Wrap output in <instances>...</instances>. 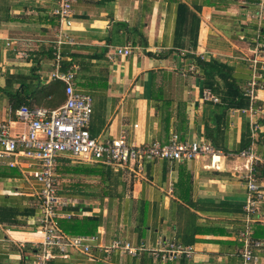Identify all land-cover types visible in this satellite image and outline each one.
<instances>
[{
	"label": "crops",
	"instance_id": "crops-1",
	"mask_svg": "<svg viewBox=\"0 0 264 264\" xmlns=\"http://www.w3.org/2000/svg\"><path fill=\"white\" fill-rule=\"evenodd\" d=\"M54 1L0 0V123L11 136L26 129L11 96L47 108L43 96L58 81L51 76L58 31L51 15ZM67 35L72 43L58 46V70L73 71L74 88L91 96L92 137L123 135L127 143L142 145L164 144L175 135L219 153L182 162L148 161L140 171L111 169L107 196L94 185L98 175L66 173L60 179L56 170L57 195L68 202L59 219L67 213L96 218L93 246L119 239L144 249L158 243L190 247L192 253L166 260L146 250L130 256L93 247L89 254L57 253L53 264H242L236 237L248 218L245 175L247 167L260 164L239 156L242 136L250 132L252 156L264 159V19L258 18L257 0H76ZM126 46L130 55L108 59L111 49ZM253 58L261 85L250 98ZM200 61L227 67V79L248 106L223 109L222 76L206 79ZM53 89L61 100L63 86ZM204 90L218 101L203 100ZM92 166L100 165L80 167ZM37 170L35 161L21 155L0 160V264H31L34 246L42 240ZM254 175L264 184L255 169ZM70 181L77 186L74 195L62 191V183ZM251 218L253 238L262 242L258 264H264V199Z\"/></svg>",
	"mask_w": 264,
	"mask_h": 264
},
{
	"label": "built area",
	"instance_id": "built-area-1",
	"mask_svg": "<svg viewBox=\"0 0 264 264\" xmlns=\"http://www.w3.org/2000/svg\"><path fill=\"white\" fill-rule=\"evenodd\" d=\"M76 0H55L52 5L51 15L58 23L57 39L55 42V71L52 78L64 83L65 101L55 109L41 107L29 108L25 105L15 110V116L24 123L25 131L15 136L8 133L5 123H0V160L21 155L33 160L38 165V170L33 173V178L39 183V218L37 224L42 240L34 246L33 260L31 264H53L56 254L65 255L69 250H77L89 254L95 247L99 252L105 254L111 251H120L122 254L137 256L146 250L154 257L162 259H178L189 257L192 253L190 247L167 245L162 248V243L154 249L134 247L128 242L115 239L109 244H96L94 236L69 235L63 233L57 224L62 216V209L67 201L57 195V166L60 159H68L76 164H94L108 167L115 172L128 170L137 171L142 169L145 162L153 160H173L182 162L196 159L204 155H211L212 158L219 152L209 144L187 141L180 142L173 135L167 143L152 142L148 144L135 145L127 143L125 136L117 138L98 140L92 137L88 130V124L92 115V98L73 86L74 72L68 70L60 72L58 46L63 43L71 44L72 41L67 35V29L72 24L73 4ZM258 18L264 19V0H257ZM130 46L115 47L108 52V59L130 55ZM251 69L254 79L248 84L246 94L253 98L255 88L259 87L256 79L261 75L258 73L257 59H251ZM264 71V66L261 67ZM203 100L217 102L208 90L202 92ZM241 157H249L253 162L264 164V159H257L252 156L251 149H245L239 153ZM247 197L243 207L247 221L236 241L241 244L242 264H258L257 252L262 247V242L253 238L251 223L254 221L251 216L258 212V204L264 199V184L258 182L254 175L253 166L247 167L245 175ZM70 218L71 214H65Z\"/></svg>",
	"mask_w": 264,
	"mask_h": 264
},
{
	"label": "trees",
	"instance_id": "trees-1",
	"mask_svg": "<svg viewBox=\"0 0 264 264\" xmlns=\"http://www.w3.org/2000/svg\"><path fill=\"white\" fill-rule=\"evenodd\" d=\"M200 66L203 68L205 72V76L207 79V76L214 77L216 74H219L222 76V80L224 82V87L226 88V91L224 92L223 95L220 96V102L222 104L223 109H229V108H246L248 106V101L245 99L240 92L238 91L236 85L230 81L228 78L227 74V67L224 65H221L220 63L214 61L211 63H204V62H199ZM212 85V84H211ZM53 86L56 87H62L63 86V94L64 92V85L60 81H55V83L52 85V87L49 88V92L47 95L43 96V98L48 99L47 104L48 107L47 109H55L62 105L65 101V94L63 95V98L59 101H56V96L54 93ZM233 92L232 94H229L228 91ZM34 98H38L37 96H34ZM11 99L16 102V108H18L21 105H25L29 108H34L35 106H30L25 102H20L19 99L20 97L17 95L11 96ZM15 111V110H14ZM241 150H244L248 148L252 142L251 134L249 132L247 138H243L241 140ZM240 150V151H241ZM61 162V165L57 167V172L60 175V179L63 178V176L68 173V174H73V173H78L82 172L85 174H92L94 173L95 175H98L99 181L96 182L94 185L97 186V189H102L98 192L100 196H107L108 192L105 190L107 187L105 186V182L109 181L111 183L112 180V171L111 169L102 167V166H92V168H84L80 167L81 165H75L73 167H69L66 164H62L65 162V160H59ZM67 162V161H66ZM91 167V166H90ZM255 172L258 177H260L261 180L264 181V164H257L255 167ZM63 188L62 191H66L65 193H70L74 195L75 188L77 187L72 181L69 183H62ZM61 191V192H62ZM57 193V192H56ZM57 224L59 228L66 234L69 235H87V236H94L97 226H98V220L93 217H83V218H76V217H71L69 219H58Z\"/></svg>",
	"mask_w": 264,
	"mask_h": 264
},
{
	"label": "rangeland",
	"instance_id": "rangeland-1",
	"mask_svg": "<svg viewBox=\"0 0 264 264\" xmlns=\"http://www.w3.org/2000/svg\"><path fill=\"white\" fill-rule=\"evenodd\" d=\"M60 179L58 178V180H57V182H56V189L58 188V181H59Z\"/></svg>",
	"mask_w": 264,
	"mask_h": 264
},
{
	"label": "bare ground",
	"instance_id": "bare-ground-1",
	"mask_svg": "<svg viewBox=\"0 0 264 264\" xmlns=\"http://www.w3.org/2000/svg\"><path fill=\"white\" fill-rule=\"evenodd\" d=\"M245 166V165H244Z\"/></svg>",
	"mask_w": 264,
	"mask_h": 264
}]
</instances>
